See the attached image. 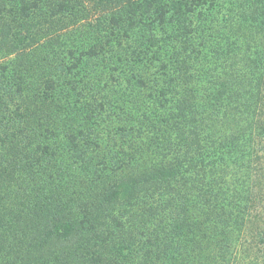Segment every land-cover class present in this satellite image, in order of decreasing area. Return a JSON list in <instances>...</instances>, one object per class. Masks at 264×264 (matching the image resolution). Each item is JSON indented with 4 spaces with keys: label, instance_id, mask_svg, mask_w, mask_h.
I'll list each match as a JSON object with an SVG mask.
<instances>
[{
    "label": "trees",
    "instance_id": "obj_1",
    "mask_svg": "<svg viewBox=\"0 0 264 264\" xmlns=\"http://www.w3.org/2000/svg\"><path fill=\"white\" fill-rule=\"evenodd\" d=\"M0 264H264V0H0Z\"/></svg>",
    "mask_w": 264,
    "mask_h": 264
}]
</instances>
